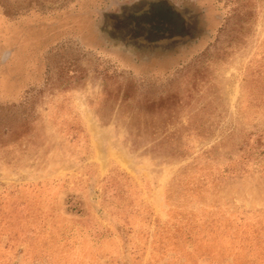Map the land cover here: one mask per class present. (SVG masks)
<instances>
[{
	"label": "rangeland",
	"instance_id": "374dc122",
	"mask_svg": "<svg viewBox=\"0 0 264 264\" xmlns=\"http://www.w3.org/2000/svg\"><path fill=\"white\" fill-rule=\"evenodd\" d=\"M0 264H264V0H0Z\"/></svg>",
	"mask_w": 264,
	"mask_h": 264
}]
</instances>
